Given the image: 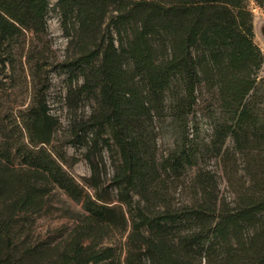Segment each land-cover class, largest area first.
<instances>
[{"label":"trees","instance_id":"1","mask_svg":"<svg viewBox=\"0 0 264 264\" xmlns=\"http://www.w3.org/2000/svg\"><path fill=\"white\" fill-rule=\"evenodd\" d=\"M254 7L264 0H0V264H264ZM63 146L83 148L84 183ZM56 187L80 223L27 244Z\"/></svg>","mask_w":264,"mask_h":264},{"label":"rangeland","instance_id":"2","mask_svg":"<svg viewBox=\"0 0 264 264\" xmlns=\"http://www.w3.org/2000/svg\"><path fill=\"white\" fill-rule=\"evenodd\" d=\"M55 4L56 0H52ZM256 40L264 51V35L262 27L264 25V11L254 7ZM50 31L54 38V45L61 53L66 46V37L60 27L59 16L54 10L49 18ZM264 75V68H263ZM60 147L61 143H57ZM68 153L66 169L74 175L80 182L84 183V178L90 175V166L83 158V148L76 146H63ZM110 169L109 162L107 163ZM224 190V185H222ZM84 213L81 204L70 198L65 191L56 187L47 196L44 210L35 217L34 223L30 227L27 244H39L47 247L58 241L65 240L70 232L80 223V217ZM111 241H119L120 234L113 235Z\"/></svg>","mask_w":264,"mask_h":264},{"label":"water","instance_id":"3","mask_svg":"<svg viewBox=\"0 0 264 264\" xmlns=\"http://www.w3.org/2000/svg\"><path fill=\"white\" fill-rule=\"evenodd\" d=\"M262 34L264 35V25H263V27H262Z\"/></svg>","mask_w":264,"mask_h":264},{"label":"crops","instance_id":"4","mask_svg":"<svg viewBox=\"0 0 264 264\" xmlns=\"http://www.w3.org/2000/svg\"><path fill=\"white\" fill-rule=\"evenodd\" d=\"M257 34V33H256ZM261 46V45H260Z\"/></svg>","mask_w":264,"mask_h":264}]
</instances>
